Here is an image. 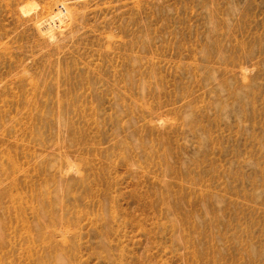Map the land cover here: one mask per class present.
<instances>
[{
    "label": "rangeland",
    "instance_id": "374dc122",
    "mask_svg": "<svg viewBox=\"0 0 264 264\" xmlns=\"http://www.w3.org/2000/svg\"><path fill=\"white\" fill-rule=\"evenodd\" d=\"M0 264H264V0H0Z\"/></svg>",
    "mask_w": 264,
    "mask_h": 264
},
{
    "label": "bare ground",
    "instance_id": "6f19581e",
    "mask_svg": "<svg viewBox=\"0 0 264 264\" xmlns=\"http://www.w3.org/2000/svg\"><path fill=\"white\" fill-rule=\"evenodd\" d=\"M44 7V6H43ZM58 8V7H57ZM64 8V7H63ZM66 9V8H65ZM54 10V9H53ZM66 11V10H65ZM63 12L61 9H57L56 12H51L48 14L42 21H40L39 25L42 26V29L45 31H49L51 27V23L55 27V21L58 20V24L63 22ZM57 27V26H56Z\"/></svg>",
    "mask_w": 264,
    "mask_h": 264
}]
</instances>
